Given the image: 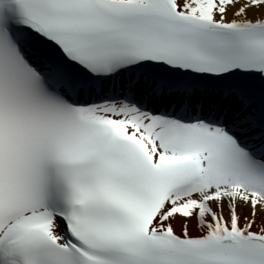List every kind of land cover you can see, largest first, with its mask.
<instances>
[{"label": "snow or ice", "instance_id": "snow-or-ice-1", "mask_svg": "<svg viewBox=\"0 0 264 264\" xmlns=\"http://www.w3.org/2000/svg\"><path fill=\"white\" fill-rule=\"evenodd\" d=\"M0 264H264V0H0Z\"/></svg>", "mask_w": 264, "mask_h": 264}]
</instances>
